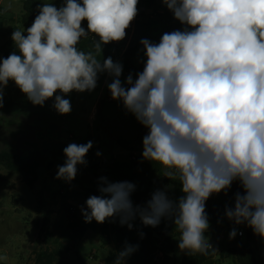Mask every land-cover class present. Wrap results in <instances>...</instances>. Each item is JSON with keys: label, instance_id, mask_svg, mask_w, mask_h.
<instances>
[{"label": "clouds", "instance_id": "clouds-1", "mask_svg": "<svg viewBox=\"0 0 264 264\" xmlns=\"http://www.w3.org/2000/svg\"><path fill=\"white\" fill-rule=\"evenodd\" d=\"M138 2L64 0L59 8L47 2L38 6L27 35L25 29L11 35L20 54L0 58V108L11 80L34 105L54 97L56 111L68 114L72 106L63 97L94 90L98 74L106 72L113 78L112 99L122 101L149 130L143 158L161 165L162 175L178 179L185 195L174 202L157 190L146 206L134 207V184L101 177L100 195L90 196L81 209L85 222L119 217L131 230L137 216L151 227L167 217L180 234V251L207 255L216 250L205 236L206 201L238 180L243 194L236 193L225 214L264 238V0H163L186 27L164 33L159 43L141 39L146 62L135 80L127 76L125 87L123 65L111 57L101 62L97 54L102 45L126 37ZM90 34L99 40L86 52L78 45ZM92 147L91 141L65 147L56 179L74 180ZM236 235L233 229L229 238ZM138 247L126 243L113 264H124Z\"/></svg>", "mask_w": 264, "mask_h": 264}, {"label": "rangeland", "instance_id": "rangeland-1", "mask_svg": "<svg viewBox=\"0 0 264 264\" xmlns=\"http://www.w3.org/2000/svg\"><path fill=\"white\" fill-rule=\"evenodd\" d=\"M21 1L2 0L0 4V15L11 12L5 18L0 16V58H5L7 52H18L11 39L14 29H25L24 35H27L28 27L20 22V15L23 13ZM43 2L52 3L57 8L64 5V0ZM11 3L15 6L8 9L7 6ZM159 4L163 6V0H159ZM136 18L137 16L126 29V37L116 42L122 53L134 41ZM82 27L87 30L86 20L82 22ZM132 64L134 65L133 62ZM129 74L123 70L120 77L125 87ZM112 79L106 72L98 74L96 88L80 92L71 103V112L63 115L54 108V97L40 106L29 101L11 80L3 89L0 151L12 152L23 158H29L36 150L49 148V151L43 159L34 188L23 183L19 173L0 167V257H7L0 259V264H35L36 255L44 250L59 253L55 264H105L110 254L117 256L120 249L114 234L109 238V243L104 244L99 232L90 228L92 224L98 223L95 220L86 223L81 211L82 208H87L86 200L95 195L92 190H98L102 183H94L80 165H77V175L71 182L56 179L58 166L64 165L66 160L63 149L70 143L79 144L91 139L98 148L101 162L109 159L125 161L143 151V146L139 147L138 144L133 151H127L119 143L122 139L132 138L130 121L134 115L124 108L122 101L109 99L108 85ZM50 163L52 165L48 167ZM210 197L221 201L226 198V194L221 191ZM133 205L136 206L134 202ZM70 206L79 208L77 216L88 227L82 237L72 238L71 232H67V209ZM48 213L51 214L48 231L43 232L42 223ZM132 223L133 227L138 228L141 220L137 216ZM233 229L239 232L244 228L230 223L222 228L209 226L205 232L218 254L232 244L235 237L230 239L229 234ZM178 238H175L174 248L168 253V259L165 258L163 245L157 242L155 264H181L183 257L191 256L179 250ZM224 264L233 262L226 260Z\"/></svg>", "mask_w": 264, "mask_h": 264}, {"label": "trees", "instance_id": "trees-1", "mask_svg": "<svg viewBox=\"0 0 264 264\" xmlns=\"http://www.w3.org/2000/svg\"><path fill=\"white\" fill-rule=\"evenodd\" d=\"M42 2L43 0L23 1V13L20 17V22L23 25H32L36 15L39 14L38 6H41ZM137 7L138 14L132 44L122 53L121 47L116 42H110L102 45V53L97 54V58L101 59V62L108 57H111L113 61H119L123 65V70L132 74L133 80L136 79L137 73L143 71L146 62L145 50L140 44L141 39L146 38L153 43H159L164 33L184 30L186 27L174 18L173 13L165 4L160 5L158 0H139ZM98 40L99 37L90 34L87 38L81 39L78 47L86 52L94 51V42ZM10 54L11 52H7L5 58ZM16 54H20L19 51ZM79 93L74 90L65 95L64 98L72 103ZM108 96H111L110 93ZM130 127L133 130L131 132L132 138L119 141L122 148L127 151H133L137 144L139 147L143 146V138L149 131L137 121L135 116L131 118ZM89 141L92 142L93 147L86 154L87 164L80 166L93 179L94 183H102L101 177L106 178L110 183L131 182L135 185V190L131 193L130 198L136 206H146L152 194L157 190L167 192L168 198L174 202H178L185 195L181 191V182L178 179H170L162 175V166L157 162L144 159L142 156L143 151L125 161L109 159L101 162L97 156L98 148L91 139L82 141L79 144H86ZM48 151L49 148L36 150L29 158H23L8 151H0V167L10 172L19 173L23 183L30 188H34L39 179V169ZM53 154H56V152ZM51 165L50 163L48 167ZM92 192L98 195L97 189L92 190ZM238 192L243 194V188L238 180L233 181L231 187L224 191L226 198L217 201L210 197L206 201L205 211L209 226L222 228L233 223L235 226L244 228V236L239 237L237 232L232 244L219 254L217 251L210 249L207 255L196 254L183 257L181 264H224L226 260H231L233 264H264L262 238L254 234L253 230L246 224L237 225L229 220L225 214L226 208L234 207L235 195ZM67 215L69 217L67 232H71V237L77 238L85 235L88 227L82 224L78 216L71 213L69 208L67 209ZM50 219L51 214H46L41 228L43 232L48 231ZM90 228L99 232L104 244H108L109 238L114 234L120 251L124 249L126 243L139 246L135 252L126 258L125 264H155L154 253L157 249V242L163 245L165 258L168 259V253L174 248L175 238L180 235L175 231L173 221L167 217H162L156 227L145 226L141 222L138 228L133 227L129 230L127 225H120L119 217H115L106 219L103 224H92ZM141 233H143L142 236ZM58 256L57 251H41L36 255L35 264H55L58 261ZM116 257L115 254H110L106 258L105 264H113Z\"/></svg>", "mask_w": 264, "mask_h": 264}, {"label": "built area", "instance_id": "built-area-1", "mask_svg": "<svg viewBox=\"0 0 264 264\" xmlns=\"http://www.w3.org/2000/svg\"><path fill=\"white\" fill-rule=\"evenodd\" d=\"M109 99L111 100V99H112V96H110ZM69 209H70V212H71V213L76 214V215H77V213L79 212V208H78V207L70 206ZM238 234H239V237H243V236H244V229H241V230L238 232ZM262 240H263L262 249L264 250V238H262ZM263 250H262V251H263ZM124 264H125V262H124Z\"/></svg>", "mask_w": 264, "mask_h": 264}, {"label": "crops", "instance_id": "crops-1", "mask_svg": "<svg viewBox=\"0 0 264 264\" xmlns=\"http://www.w3.org/2000/svg\"><path fill=\"white\" fill-rule=\"evenodd\" d=\"M23 1H24V0L21 1V2H22V5H23ZM43 1H45V0H43ZM1 3H2V0H0V4H1ZM43 3H44V2H42L41 6L43 5ZM158 3H159V0H158ZM14 6H15V4H14V3H11L10 6H7V8H8V9H12ZM10 13H11V12H7L6 14L9 15ZM6 14H5V13H2L0 16H1L2 18H5V16H7ZM21 15H22V13H21ZM21 15H20V17H21ZM1 17H0V18H1ZM2 18H1V19H2ZM1 19H0V21H1ZM25 26L30 27V26H28V25H25ZM15 30H17V29H14V31H15ZM137 121H138V120H137ZM138 122H139V121H138ZM262 253H263V255H264V252H263V251H262Z\"/></svg>", "mask_w": 264, "mask_h": 264}]
</instances>
